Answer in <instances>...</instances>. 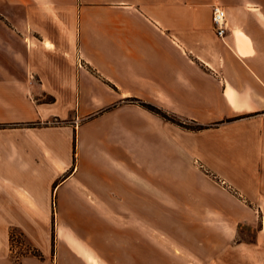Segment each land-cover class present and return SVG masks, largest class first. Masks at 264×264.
Instances as JSON below:
<instances>
[{
    "label": "crops",
    "instance_id": "crops-1",
    "mask_svg": "<svg viewBox=\"0 0 264 264\" xmlns=\"http://www.w3.org/2000/svg\"><path fill=\"white\" fill-rule=\"evenodd\" d=\"M0 59V264H51L53 216L264 202V0H0ZM11 229L43 259L15 263Z\"/></svg>",
    "mask_w": 264,
    "mask_h": 264
},
{
    "label": "rangeland",
    "instance_id": "rangeland-1",
    "mask_svg": "<svg viewBox=\"0 0 264 264\" xmlns=\"http://www.w3.org/2000/svg\"><path fill=\"white\" fill-rule=\"evenodd\" d=\"M168 116L173 123L189 126ZM227 191L241 201L247 216L228 206L232 220L187 218L180 213L183 206L171 204L166 213L153 205L148 219L118 217L110 208L99 219L56 220L53 216L49 222L51 264H264V202ZM91 208L95 210L96 205ZM9 244L15 263L23 257L43 259L15 229L9 230Z\"/></svg>",
    "mask_w": 264,
    "mask_h": 264
},
{
    "label": "built area",
    "instance_id": "built-area-1",
    "mask_svg": "<svg viewBox=\"0 0 264 264\" xmlns=\"http://www.w3.org/2000/svg\"><path fill=\"white\" fill-rule=\"evenodd\" d=\"M226 13L220 6L211 8V22L217 37L222 38L226 32Z\"/></svg>",
    "mask_w": 264,
    "mask_h": 264
},
{
    "label": "trees",
    "instance_id": "trees-1",
    "mask_svg": "<svg viewBox=\"0 0 264 264\" xmlns=\"http://www.w3.org/2000/svg\"><path fill=\"white\" fill-rule=\"evenodd\" d=\"M127 101L137 104L141 108H143V109H145V110L157 115L158 117H160V118H162L164 120L171 121L169 119V116L165 112H163L161 109H159V108H157V107H155L153 105L141 102V101L136 100V99H131V100H127ZM171 122H173V121H171Z\"/></svg>",
    "mask_w": 264,
    "mask_h": 264
}]
</instances>
